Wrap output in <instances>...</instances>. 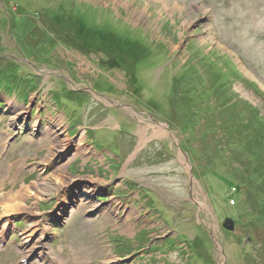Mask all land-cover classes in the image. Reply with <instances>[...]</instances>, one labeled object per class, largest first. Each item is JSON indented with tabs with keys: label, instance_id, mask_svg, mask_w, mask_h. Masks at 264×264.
Listing matches in <instances>:
<instances>
[{
	"label": "rangeland",
	"instance_id": "374dc122",
	"mask_svg": "<svg viewBox=\"0 0 264 264\" xmlns=\"http://www.w3.org/2000/svg\"><path fill=\"white\" fill-rule=\"evenodd\" d=\"M246 103L264 117V0H0V198L47 190L10 216L0 199V264H264Z\"/></svg>",
	"mask_w": 264,
	"mask_h": 264
},
{
	"label": "bare ground",
	"instance_id": "6f19581e",
	"mask_svg": "<svg viewBox=\"0 0 264 264\" xmlns=\"http://www.w3.org/2000/svg\"><path fill=\"white\" fill-rule=\"evenodd\" d=\"M59 149H60V153H59L60 155L58 157H59L60 160H63L64 157L66 158L65 153L68 152L67 151V146H59ZM51 150L52 149H50L49 151H51ZM58 157H56V155L54 156V153L52 152L49 155V159L47 160L48 161V165L51 164V167L54 168V165H56L57 162H58V160H57ZM66 165L67 164H65V166ZM65 166H63V164H62L59 168H57V170H55L53 172L54 183L56 184V189L57 190L59 189L60 186L63 187L66 184L72 183L74 181V179H75L73 176H70L69 174L66 173V170H65L66 167ZM53 168H52V170H53ZM25 187H26V189L23 187L21 190H18V191H13L12 190V191L6 193L5 197L3 195V197L0 198L3 201L2 214L4 216L5 215L6 216H10V215H12L14 213H20V212H23V211L24 212L25 211H29L30 209L27 207V202H26V199L28 197L33 198L35 201H37V203H39L41 200L44 199V195L45 196L47 195L46 194L47 190L44 189V187L42 185L38 184V183L35 184V186L33 188L28 187L27 185ZM2 226H5L3 228V237L7 238L8 231L5 230L6 225H2ZM35 234H36V230H34V229H30L28 231L25 230L23 232V238H24L23 247H24V250L30 251V249H31V241L33 239H35V237H36V241H33V243H35V242H37V240H39L37 238H41V236H39L38 234L35 236ZM57 259L59 260V264H62V259L60 258V256H57Z\"/></svg>",
	"mask_w": 264,
	"mask_h": 264
},
{
	"label": "trees",
	"instance_id": "16d2710c",
	"mask_svg": "<svg viewBox=\"0 0 264 264\" xmlns=\"http://www.w3.org/2000/svg\"><path fill=\"white\" fill-rule=\"evenodd\" d=\"M17 24L19 25V21L17 22ZM23 26V27H22ZM22 26L19 28L20 29V34H22V36H26L28 33L31 34V35H34L36 34V32H38L39 28L37 26V24H32L27 21L23 22ZM114 36L116 34H113ZM27 40H29V37H26ZM35 39H38V36H36ZM120 40L122 38H119ZM86 40L88 42H90L91 44H97V43H100L102 45L101 49L104 50L107 54L111 55V43L109 42V37L101 32V31H97L95 29H88V32H87V38ZM37 42V41H35ZM118 60L121 59V58H117ZM228 69L231 68V62L228 63ZM231 72L235 75H239L237 71L234 72V70L231 68ZM241 77V76H240ZM246 82V81H245ZM246 105L248 106L247 109L249 110V112L251 113L252 116H254V119H257L259 121V123L257 122V124L259 125V129H258V132L255 133L256 136H259L261 141H262V144H261V154L264 152V117L261 115V113H259V109L256 108L254 105H249L246 103ZM260 164H263L264 165V162H260ZM250 185V182L247 181V182H244V183H241V184H237L236 187L238 188V190H241V189H244L246 187H248Z\"/></svg>",
	"mask_w": 264,
	"mask_h": 264
},
{
	"label": "water",
	"instance_id": "95a60500",
	"mask_svg": "<svg viewBox=\"0 0 264 264\" xmlns=\"http://www.w3.org/2000/svg\"><path fill=\"white\" fill-rule=\"evenodd\" d=\"M226 228L228 229H233L234 228V224H233V220L231 218L227 219L225 221V225Z\"/></svg>",
	"mask_w": 264,
	"mask_h": 264
}]
</instances>
